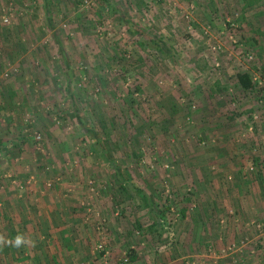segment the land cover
I'll return each mask as SVG.
<instances>
[{
  "label": "rangeland",
  "instance_id": "obj_1",
  "mask_svg": "<svg viewBox=\"0 0 264 264\" xmlns=\"http://www.w3.org/2000/svg\"><path fill=\"white\" fill-rule=\"evenodd\" d=\"M251 184L264 189V0H0V234L26 191L70 185L115 221L91 264H264V208L237 205ZM197 217L230 235L192 237ZM54 258L72 264L0 248V264Z\"/></svg>",
  "mask_w": 264,
  "mask_h": 264
},
{
  "label": "crops",
  "instance_id": "obj_2",
  "mask_svg": "<svg viewBox=\"0 0 264 264\" xmlns=\"http://www.w3.org/2000/svg\"><path fill=\"white\" fill-rule=\"evenodd\" d=\"M228 144H232L231 141L228 142ZM234 153V151L230 150L227 152L222 151V153L218 154L223 155L222 160L226 161L244 159L242 154L236 156ZM228 167L229 166L226 168ZM41 186L42 187H32L31 190L25 192L26 194L32 193V195H29L31 199L23 203L20 202V208L18 205L11 206L16 208L17 212H15V220L8 221V224H14V231L10 228V225L7 226L10 231V236H14L17 232H23L36 242L35 246L25 247L28 250L34 249L38 254L42 252V254H48L52 257L53 254L54 257L60 255L69 256V261L70 263L72 262V264H91V256H94L92 249L93 245L100 242L104 234L107 233L105 232V227L103 229L104 224H110L111 229L115 228V221L109 216L111 208L109 207L108 209L106 207V202H108V200L100 197V199L96 198V201L88 203H83L82 201L76 202L75 199L79 198L80 191H77L70 185H60L56 187H50L49 185L48 187L47 185ZM244 186L245 184H242V186L241 184L239 185L242 191L240 196L244 195L246 192L243 190H247V187L242 190ZM249 187L251 191L254 192V202L250 201L249 198L245 196L237 200V205L245 211L254 208V213H258V208H264V202L262 200V198H264V189L257 184H255V186L251 184ZM82 191L87 192V190ZM102 191H104V189ZM90 203L93 204L90 206ZM253 216L258 215L254 214ZM222 220H218V223H214L217 228L213 229L211 224L214 221L207 222L206 219L205 221L199 220V217L192 218V230L190 231V235L193 237L194 233L197 234L202 232V234L206 236L210 234L211 240L214 236L215 239L218 238V236V239H221V234H225V231L228 232L227 225L233 224V221H228L226 223V219ZM101 221H105V223L102 224L103 226L101 225ZM199 226H202V228ZM203 226H205V228H203ZM203 229L205 230L204 232L202 231ZM211 230H213L212 232L215 234L212 233ZM228 235H230V232H228ZM103 243L105 242L103 241ZM41 244H43V247ZM39 247H42L43 251H41ZM49 248L51 249L49 250ZM75 249H77V251H74ZM76 253L79 256L78 260L72 259ZM62 262L66 264L65 261ZM52 263L56 264L55 258Z\"/></svg>",
  "mask_w": 264,
  "mask_h": 264
},
{
  "label": "clouds",
  "instance_id": "obj_3",
  "mask_svg": "<svg viewBox=\"0 0 264 264\" xmlns=\"http://www.w3.org/2000/svg\"><path fill=\"white\" fill-rule=\"evenodd\" d=\"M35 240L23 232H17L14 236L0 234V248L11 247L21 249L28 246H35Z\"/></svg>",
  "mask_w": 264,
  "mask_h": 264
},
{
  "label": "trees",
  "instance_id": "obj_4",
  "mask_svg": "<svg viewBox=\"0 0 264 264\" xmlns=\"http://www.w3.org/2000/svg\"><path fill=\"white\" fill-rule=\"evenodd\" d=\"M153 43H157L156 41L153 40ZM236 80H237V85L241 87L242 89L245 90H251L253 88V82L250 76V73L245 71V72H238L236 73ZM120 176V174H119ZM139 192V191H138ZM156 226L159 224V221L154 223ZM131 258H134L133 255H130Z\"/></svg>",
  "mask_w": 264,
  "mask_h": 264
},
{
  "label": "built area",
  "instance_id": "obj_5",
  "mask_svg": "<svg viewBox=\"0 0 264 264\" xmlns=\"http://www.w3.org/2000/svg\"><path fill=\"white\" fill-rule=\"evenodd\" d=\"M128 261V258L127 257H125L124 259H123V261L122 262H127ZM122 264V263H121Z\"/></svg>",
  "mask_w": 264,
  "mask_h": 264
}]
</instances>
